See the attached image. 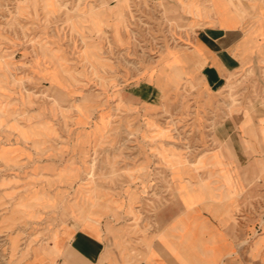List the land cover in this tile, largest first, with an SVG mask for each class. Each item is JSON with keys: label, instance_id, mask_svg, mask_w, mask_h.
<instances>
[{"label": "rangeland", "instance_id": "obj_1", "mask_svg": "<svg viewBox=\"0 0 264 264\" xmlns=\"http://www.w3.org/2000/svg\"><path fill=\"white\" fill-rule=\"evenodd\" d=\"M184 31L148 0H0V264L63 261L60 237L51 260L34 251L79 221L64 202L137 247L167 221L173 190L231 172L213 159V131L246 105L255 72L211 91ZM90 191L117 216L92 215Z\"/></svg>", "mask_w": 264, "mask_h": 264}, {"label": "crops", "instance_id": "obj_2", "mask_svg": "<svg viewBox=\"0 0 264 264\" xmlns=\"http://www.w3.org/2000/svg\"><path fill=\"white\" fill-rule=\"evenodd\" d=\"M148 1L163 6L178 26L184 21L190 66L201 68L200 79L211 91L224 88L232 74L255 72L246 105L228 113L213 131L214 148L221 144L224 153L213 159L231 172L208 178L210 184L200 190H173L172 201L160 211L167 221L137 247L122 243V233L108 223L104 232L114 238L110 243L91 216L81 215L82 204L64 202L63 210L79 221L60 236L53 234L34 254L51 260L59 250L53 239L60 237L59 264H264V216H258L257 205L259 188L264 189V0ZM205 171L200 175L207 177ZM90 192L102 209L92 215L117 216L115 202L101 203L97 192Z\"/></svg>", "mask_w": 264, "mask_h": 264}]
</instances>
